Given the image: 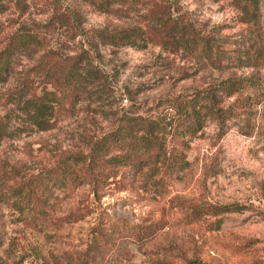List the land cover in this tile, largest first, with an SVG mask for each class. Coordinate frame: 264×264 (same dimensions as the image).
Here are the masks:
<instances>
[{
  "label": "rangeland",
  "instance_id": "374dc122",
  "mask_svg": "<svg viewBox=\"0 0 264 264\" xmlns=\"http://www.w3.org/2000/svg\"><path fill=\"white\" fill-rule=\"evenodd\" d=\"M135 1L126 14L105 15L77 0H0V39L19 23L37 31L52 15L73 12L67 24L40 30L44 45L59 55L85 52L100 75L91 96L54 130L0 143L1 264H264V0H173L175 15L208 40L205 55L149 44L113 48L88 37L91 30L134 26L154 5L172 6L166 0ZM34 59L15 57L8 85ZM239 77L251 85L237 98L257 105L222 124L205 121L180 149L187 162L183 171L160 177L143 169L125 176L124 188L110 184L96 197L87 186L54 191L47 203L51 220L71 211L84 214L56 230L25 228L12 210L17 187L41 177L63 154L86 152L127 107L143 115L159 100ZM200 204L234 211L192 221L188 207ZM115 218L157 230L140 244L115 241L106 253L89 251L92 230Z\"/></svg>",
  "mask_w": 264,
  "mask_h": 264
},
{
  "label": "trees",
  "instance_id": "16d2710c",
  "mask_svg": "<svg viewBox=\"0 0 264 264\" xmlns=\"http://www.w3.org/2000/svg\"><path fill=\"white\" fill-rule=\"evenodd\" d=\"M77 1L105 15L126 14L136 3L135 0ZM166 1H172V6L154 5L134 26L111 31L91 30L88 37L113 48L144 49L149 44L168 46L171 51L189 48L199 55L210 52L208 40L196 35L189 24L175 15L173 0ZM257 1L252 0V3ZM73 18L74 13L70 11L52 15L43 25L37 24V31L19 23L1 37L0 143L28 132L54 130L61 119L71 115L77 104L91 96L100 75L90 66L88 55L85 52L59 55L46 48L39 33L56 23L67 24ZM22 55L35 59L14 84L8 85L14 59ZM250 85L247 77L226 79L208 90L159 100L143 115L136 107H127L108 131L91 142L86 152L63 154L41 177L17 187L14 196H18V202H13L12 210L22 217L25 228L35 232L48 227L56 230L62 224L80 221L84 214L71 211L51 220L47 203L54 191L72 192L80 186H87L96 197L110 184L124 188L127 183L124 177L138 175L143 169H151L160 177L183 171L187 162L180 149L186 146L188 138L201 130L205 121L222 124L233 118L235 112L243 113L250 106L257 105L248 102L247 98H237ZM225 100L230 102L222 105ZM188 209L192 221L234 211L233 207L215 204L191 205ZM112 222V225H106L107 228L100 226L92 230L90 243L86 246L89 251L98 247L95 253H106V249L114 247L115 241L140 244L154 237L157 230L151 224L145 227L129 225L122 218H115Z\"/></svg>",
  "mask_w": 264,
  "mask_h": 264
}]
</instances>
